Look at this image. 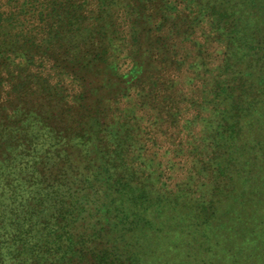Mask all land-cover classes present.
I'll list each match as a JSON object with an SVG mask.
<instances>
[{
    "label": "trees",
    "instance_id": "16d2710c",
    "mask_svg": "<svg viewBox=\"0 0 264 264\" xmlns=\"http://www.w3.org/2000/svg\"><path fill=\"white\" fill-rule=\"evenodd\" d=\"M263 210L264 0H0V264H148L223 219L264 264Z\"/></svg>",
    "mask_w": 264,
    "mask_h": 264
},
{
    "label": "rangeland",
    "instance_id": "374dc122",
    "mask_svg": "<svg viewBox=\"0 0 264 264\" xmlns=\"http://www.w3.org/2000/svg\"><path fill=\"white\" fill-rule=\"evenodd\" d=\"M228 210L230 211V208L226 205L221 206L220 211H225L226 217L231 216V212L229 213ZM223 220L221 224L222 230H216L215 225L212 226L211 229L209 231L207 230L205 233L206 236L199 235L200 237H197V243H193L188 249H185L186 251L172 250V248L166 250L161 247L157 254L149 252L147 254L148 264H258L259 261L255 263L257 259H255L254 256L256 254L252 250L250 251V246L255 242L257 243L258 238L257 240L254 238L252 242H244V244L248 245L247 249H242L244 252L235 254V257L228 255L226 250H222V248L216 244L217 240H219L216 236L221 235V237H223L226 231L231 230L230 226H234L235 229L241 230L240 224L236 225V223L230 219V224L226 225ZM226 240L228 239L226 238ZM165 241L166 242L163 244L170 243V240L166 238ZM202 241L206 242L203 248L199 246V242ZM228 241L231 242V240ZM236 243L241 248L242 242L239 237H236Z\"/></svg>",
    "mask_w": 264,
    "mask_h": 264
}]
</instances>
